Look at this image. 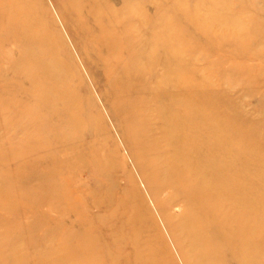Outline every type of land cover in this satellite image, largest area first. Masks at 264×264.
<instances>
[{
  "label": "rangeland",
  "instance_id": "rangeland-1",
  "mask_svg": "<svg viewBox=\"0 0 264 264\" xmlns=\"http://www.w3.org/2000/svg\"><path fill=\"white\" fill-rule=\"evenodd\" d=\"M174 137L202 166L224 144L264 233V0H0V264H199L163 174Z\"/></svg>",
  "mask_w": 264,
  "mask_h": 264
},
{
  "label": "bare ground",
  "instance_id": "bare-ground-1",
  "mask_svg": "<svg viewBox=\"0 0 264 264\" xmlns=\"http://www.w3.org/2000/svg\"><path fill=\"white\" fill-rule=\"evenodd\" d=\"M41 30L43 31V34L41 33L37 34L36 40L39 44L42 43L43 45H47L51 40V36L48 34V32L46 31L43 25L40 27V31ZM100 37H101L100 41H102L103 36ZM35 59L37 60L38 58L35 57L34 60ZM40 68L41 67H39V69ZM140 72L137 69L134 72L133 70L126 69L123 75L128 82L134 85L135 81L141 79L142 74L140 75ZM132 87L134 88V86ZM55 89L57 88L55 87ZM44 99L45 98H43V100ZM126 101L127 99L125 98L122 99L120 102L122 105H124ZM43 102L44 101H42V103ZM142 108L141 107L129 108L127 112L125 110L127 119H125L123 124L125 130L128 133L127 136H130L129 135L130 131H136L141 127L139 123L136 122L135 120L141 119L143 114ZM161 109L162 111L165 112V110L168 109V106L165 107L164 109L162 107ZM172 125L176 126V119L174 120V123H172ZM168 126H169L168 128L169 130H167L165 135L172 138V133H176V132L174 131L173 128L170 127V123L168 124ZM172 140H175L173 144L171 141L168 144L170 150L172 151V154L170 153L171 155H168L169 157L165 158L166 160H164L163 174L165 175V179L168 185H170V187H174L175 197L176 195H179L184 199L182 201L184 202L183 210L186 213V215H188L189 225L187 227L181 228V230L183 233H187L185 239L189 240L188 246H192V247L194 246V248L196 249L199 248L201 249V250H197L200 254L199 259L201 258L199 264H264L263 261L264 256L262 255V253H264V233L260 231L259 225L256 222V216H254V211L242 205V201L240 199L242 193H240L238 187H236L237 190L227 189V183H226L227 177L225 175L226 160L223 151L224 144L222 142L218 144L219 155H217L218 157L216 161L217 166H209V165L202 166L199 160L195 158L198 155V153L188 155V158L185 160V162L181 158H177L176 151L178 150H176V137H174ZM137 157L140 158L141 153L137 155ZM177 168L181 170L179 175ZM157 177H158V173L156 171L148 173L147 176V181L149 185L152 187L156 196L159 194V189H158L159 181ZM176 178H178L177 181ZM176 183H178L177 186ZM232 197L236 198L234 199L235 204L234 205L230 204V206H228L227 202L228 201L230 202L229 198ZM134 201H136L135 198ZM134 201L132 199V202ZM226 207H228V209ZM132 208H134V206ZM134 210L138 212L136 208H134ZM138 220H136V223H138L137 222ZM136 228H138L139 230L140 228L144 229V227L140 225ZM177 231L178 229H176L175 231L173 230V232L176 233V237H177ZM135 232H137V230ZM139 232L140 231H138V234ZM137 239H139V237ZM176 239L179 241L178 237ZM134 240H136V238ZM135 244L137 243L135 242ZM182 251L187 259L186 261L189 264L190 259L188 255L191 253L185 251L184 248ZM189 252L192 251L189 250ZM151 254L152 256H156L155 262H153V264L156 263L166 264L165 262H162L159 253H157L156 251L155 253L152 252ZM138 255L144 256V254L142 253ZM138 255L136 254L135 257H137ZM150 260H148L147 258L148 262Z\"/></svg>",
  "mask_w": 264,
  "mask_h": 264
}]
</instances>
